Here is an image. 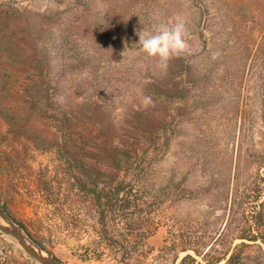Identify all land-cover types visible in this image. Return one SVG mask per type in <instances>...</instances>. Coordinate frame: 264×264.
I'll use <instances>...</instances> for the list:
<instances>
[{"label":"rangeland","instance_id":"1","mask_svg":"<svg viewBox=\"0 0 264 264\" xmlns=\"http://www.w3.org/2000/svg\"><path fill=\"white\" fill-rule=\"evenodd\" d=\"M79 1L0 0V212L13 220L0 214V223L61 264H117L98 247L92 216L72 210L85 209L88 199L67 196L87 171L100 183L132 181L158 226L135 264H168L162 249L172 227L218 239L234 198L257 195L264 178L262 56L241 58L247 38L233 21L242 11L237 0H81L89 8ZM202 1L209 5L201 10L210 20L207 42L199 33ZM78 8L88 9L85 17ZM75 22L83 33L64 25ZM181 22L189 51L179 59L199 79L179 71L160 84L165 69L146 56L139 36ZM70 35L87 64L66 60L61 39ZM97 106L105 124L94 120ZM44 175L56 205L37 192ZM60 193L64 200H56ZM100 253L101 262L94 258ZM0 264L45 263L0 230Z\"/></svg>","mask_w":264,"mask_h":264},{"label":"trees","instance_id":"2","mask_svg":"<svg viewBox=\"0 0 264 264\" xmlns=\"http://www.w3.org/2000/svg\"><path fill=\"white\" fill-rule=\"evenodd\" d=\"M79 2L85 8H89L88 1L80 0ZM234 5L236 8L242 9L239 14L233 16V21L242 32V36L239 38H247L243 51L244 55L241 58L245 56V60L251 57L257 59L260 54L264 63V0H237ZM208 6L206 3L203 5V1L199 5L201 12L199 33L200 37L206 40V42L209 41L207 36L209 35L211 26L209 18H205L201 10H205ZM87 11L88 9L78 8L77 14H82L85 17ZM115 17L117 18V24H119L118 16ZM101 20L103 25L107 27L110 21L105 18ZM112 23L110 22L109 24L112 25ZM64 25L67 26L66 29L70 33H72L73 29H78V34L83 33L82 28L85 29V25L82 22ZM66 29H63L64 33L67 32ZM210 34L214 36L213 31H210ZM73 38V35L71 38L64 36L61 42L66 47V60L70 61L71 65L80 67L87 64L90 61V57L83 54L77 48V40L75 41ZM213 38L215 40V36ZM179 71L195 82L199 79L198 70L193 72L190 66H186L182 59L176 57L169 62L165 74L162 77H156L158 83L167 84L174 81V75ZM76 89L82 90L83 87L77 86ZM159 92L162 97L165 96L163 95L164 92L160 89ZM165 94L170 96L169 92ZM46 98L51 100L48 95ZM100 108L101 106H97L96 111H94V120L99 124H105V121L102 119L103 117L101 118L103 114ZM70 160L72 161L73 158ZM81 174L84 175V173ZM106 178L105 181L100 183L96 175H93L89 171H87L84 177H76L72 182L70 196H67V200L73 196L76 197V201L77 199H81L82 196L88 199L84 202L85 209H77L75 207L72 210H85V214H88L89 217L92 216L94 228L98 234V247L107 248L117 264H135L139 256V246L158 231L156 224L157 216L155 212L148 209L147 203H142L139 200L137 194L134 192L132 181H116L112 177ZM261 182V184L264 183V178L261 179ZM51 184L44 175L38 184L37 192L45 193L48 203L56 205L55 201L50 199L53 197V194L50 192V189H52ZM261 184L259 182L257 184L258 187L253 190V192L256 191L255 193H257L256 197H253V201L249 200L250 197L247 193L241 197L236 196L234 198L230 217L218 239H204L202 236L194 233L192 235L183 234L179 227H172L170 231V243L162 249L163 253L165 251L169 253L168 257L170 259L168 264H264V191L261 194ZM61 194H56V200H64L61 198ZM71 201V206H76L74 204L76 202L73 199ZM87 202H89L88 205H86ZM249 204L252 207L251 209L248 207ZM60 210L63 209L60 208ZM77 216H80V214H77ZM182 253H186L185 256L181 257ZM91 254L90 250H86L85 258H90ZM94 258L100 262L103 261V253L95 255Z\"/></svg>","mask_w":264,"mask_h":264},{"label":"clouds","instance_id":"3","mask_svg":"<svg viewBox=\"0 0 264 264\" xmlns=\"http://www.w3.org/2000/svg\"><path fill=\"white\" fill-rule=\"evenodd\" d=\"M187 36L182 22L171 27L161 24L156 26L154 33L139 36V45L147 57L156 60L159 67L166 70L173 58L189 51ZM145 103H151V99L146 98Z\"/></svg>","mask_w":264,"mask_h":264},{"label":"water","instance_id":"4","mask_svg":"<svg viewBox=\"0 0 264 264\" xmlns=\"http://www.w3.org/2000/svg\"><path fill=\"white\" fill-rule=\"evenodd\" d=\"M0 214L3 215V216H5V217L8 219V221H9L10 223L13 222L12 217L9 216L8 214H6L5 212H0ZM0 230H2L3 232H5V233L11 235L12 237H14V238L17 239V240H18V239L20 238V236H21V234H20L17 230H15V229H13V228H8V227H6L5 225H3L2 223H0ZM20 244L23 246V248H24V249H25V250H26L31 256H33L35 259H37V260L40 261V262H43V263H45V264H61L57 259H54V258L49 257V256H45V255H40V254H36V253H34V252L31 251L30 249H28V247L26 246L24 240H22V239H21V241H20Z\"/></svg>","mask_w":264,"mask_h":264},{"label":"bare ground","instance_id":"5","mask_svg":"<svg viewBox=\"0 0 264 264\" xmlns=\"http://www.w3.org/2000/svg\"><path fill=\"white\" fill-rule=\"evenodd\" d=\"M21 239L24 240L28 249H30L31 251H33L36 254L44 255V254H41L40 250L34 244H32L30 241H28V239H26L23 235H21L17 241L20 242Z\"/></svg>","mask_w":264,"mask_h":264}]
</instances>
